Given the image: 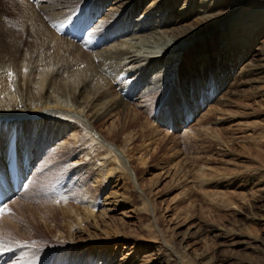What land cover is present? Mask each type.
Masks as SVG:
<instances>
[{
    "label": "rangeland",
    "instance_id": "1",
    "mask_svg": "<svg viewBox=\"0 0 264 264\" xmlns=\"http://www.w3.org/2000/svg\"><path fill=\"white\" fill-rule=\"evenodd\" d=\"M2 1L0 16L7 12L10 18L11 8ZM96 1L77 0V20L51 28L65 41L62 53L71 65H88L94 52L104 54L112 43L93 50V35L81 36L85 18L104 7ZM37 23L44 29L42 19ZM197 23L183 17L181 26ZM32 31L35 47L47 52L58 46L57 40L48 43L45 31ZM244 38L228 36L240 46L236 55L215 40L195 62L191 46L186 47L189 86L175 72L162 94L112 109L89 126L88 135L78 119L66 121L56 112L49 115L52 121L43 119L48 114L35 123L23 116L29 122L22 131L10 126L0 133V154L7 155L19 140V162L28 160L21 191L3 200L0 264H264V76L250 69L253 57L240 63L244 52L254 55L264 48V36ZM168 43L175 40L150 37L138 45L142 52ZM56 95L63 103L71 101L68 78ZM164 100L173 106L156 108ZM42 119L52 124L37 144L38 125L34 132L31 127ZM67 123L73 131L65 134ZM93 137L103 145L91 152ZM59 146L72 152L52 158L51 151L63 149ZM109 146L121 155L128 175L119 169L109 173L116 166ZM76 158L82 161L77 164ZM54 163L58 167L45 177L46 166ZM94 204L90 216L86 211Z\"/></svg>",
    "mask_w": 264,
    "mask_h": 264
},
{
    "label": "bare ground",
    "instance_id": "2",
    "mask_svg": "<svg viewBox=\"0 0 264 264\" xmlns=\"http://www.w3.org/2000/svg\"><path fill=\"white\" fill-rule=\"evenodd\" d=\"M2 2L11 8L13 15L9 18L6 12L0 16L1 134L10 126L16 131H22L23 124L26 126L29 121L35 123V119L42 114H48L43 119L52 121L49 115L56 112L57 116H65L66 121L71 118L78 119L80 126L86 131L85 135H88L91 132L89 126L96 124L112 109L125 108L126 104L135 98L162 94L175 72L179 73L182 82L189 86L190 79L183 70V63L189 56L188 50L183 52L186 47L191 46L195 53V62L201 58V49L204 46H215L211 43H216L215 40L220 42V46L230 50L231 55H236L240 52V46L231 44L228 36L232 38L233 34L237 33V38L247 36L248 38H244L246 40L254 35L264 36V0H97L96 3L104 4V7L101 6L102 9L91 18H85L83 27L81 26V36L93 35L96 40L92 42L95 43L91 47L93 50H97L101 44V48L104 47L103 44L111 40L112 43L103 48L104 54L94 52V61L88 65L85 62H73L71 65L62 53V49L66 47L65 41L54 34L51 28H59L65 22L77 20V0ZM183 17L200 23L191 28L181 26ZM41 19L44 29L41 23H37L41 22ZM208 22L213 25L216 23V27L210 30L206 25ZM203 25L205 26L202 28ZM23 28H27L28 32ZM110 28V31L105 30ZM32 29L42 33L45 31L48 43L57 40L58 46H52L47 52L42 45L35 47ZM225 30L227 32H223ZM150 37H169L175 40V43H168L164 48L161 47L163 49L141 52L139 42H145ZM255 51L257 52L254 55L253 51L241 54L240 63L248 57H253L255 62L250 63V69L254 70L255 75L264 76V48L259 47ZM184 53L187 54L186 58L183 57ZM95 65L98 71H95ZM12 69L14 75H11ZM78 71L84 76L83 80ZM66 78L70 82L71 101L63 103L56 94ZM169 101L164 100L156 108L172 107ZM148 102L141 108H150L155 104V101L150 104ZM23 116H29V121ZM43 119L31 127V132H34L35 126L38 125L37 144L44 141V134L51 129L52 122ZM134 124L136 121L128 122L127 125ZM66 127L65 134L73 131L70 123H67ZM72 135L76 139L78 134ZM101 143L93 137L90 142V149H93L91 152L102 148ZM19 144L20 141L15 140L10 144L7 155L0 154V203H4L8 193L10 196L14 193L11 182L15 171L19 173V188L24 185L22 167L24 163L26 167L28 160L19 162ZM59 148L63 149L50 152L52 158L72 152L67 146ZM107 150L113 157L111 161L116 165L115 168L110 166L109 173L119 169L120 175H128L121 155L111 146ZM81 154L82 150H79L75 157ZM83 157L88 156L85 153ZM76 159L75 163L82 161V158ZM46 167L45 177L55 171L58 165L54 163ZM84 190L85 188L82 189ZM81 198L86 200V194L81 192ZM95 206L96 204L92 205L86 211L90 216L93 215ZM1 235H5L3 231L0 232Z\"/></svg>",
    "mask_w": 264,
    "mask_h": 264
},
{
    "label": "snow or ice",
    "instance_id": "3",
    "mask_svg": "<svg viewBox=\"0 0 264 264\" xmlns=\"http://www.w3.org/2000/svg\"><path fill=\"white\" fill-rule=\"evenodd\" d=\"M6 209H7V205H3V207H0V213H2Z\"/></svg>",
    "mask_w": 264,
    "mask_h": 264
}]
</instances>
